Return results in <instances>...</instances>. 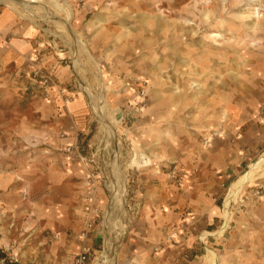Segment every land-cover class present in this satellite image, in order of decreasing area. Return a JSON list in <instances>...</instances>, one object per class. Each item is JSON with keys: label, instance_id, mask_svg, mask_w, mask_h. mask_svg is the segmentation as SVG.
Segmentation results:
<instances>
[{"label": "rangeland", "instance_id": "374dc122", "mask_svg": "<svg viewBox=\"0 0 264 264\" xmlns=\"http://www.w3.org/2000/svg\"><path fill=\"white\" fill-rule=\"evenodd\" d=\"M2 1L11 7L12 0ZM209 1L215 10L212 19L206 23L202 21L203 5L198 10L192 5L201 4L198 0H43L30 3V8L37 14L50 16L47 19L32 17L18 3L11 7L21 19L42 28L51 44L49 51L52 56L60 57V65L68 69V80L60 81L61 84L74 93L75 99L77 95L81 96L86 105L81 116L83 124L75 129L77 139L64 150L73 146L72 151L83 164L81 180L86 183V188L79 193V198L81 195L82 200L88 202L87 218L91 206H98L92 233L98 231L102 246L95 253L93 249L89 264H96L103 250V232L106 230L103 223L107 210L114 216L120 215L113 207L110 208L112 200L108 182L112 180L111 159H117L119 169L124 173L126 194L125 233L115 242L117 255L114 264H125L133 232L140 226L138 219L142 213L146 215V209H152L147 206L148 185L156 184L160 179L166 187L181 186L187 179V172L179 159L162 160L146 166L147 169L130 165L133 152L127 144L128 135L121 130L119 122L109 126L108 133H105L108 127L102 120L111 115V100L115 93L120 94L124 103L133 106V110L124 108L123 121L129 126L139 119L137 110L143 112L152 103L150 95L157 87L167 88L175 95L187 90L189 98L201 93L198 89L209 90L211 87L220 92L227 88L233 92L236 108L244 111L242 131L248 136L243 141L242 166L230 181L220 185L216 198L219 218L212 225H198L195 232L200 239L205 238L203 233L218 239L227 237L224 247L229 244V248L251 251L254 264H264V172L248 181L232 201L227 220L224 207L231 184L248 170L251 162L264 155V0ZM4 6L0 4V9ZM8 15L9 12L5 19ZM188 19L191 25L185 22ZM215 21L220 25H215ZM211 32H222L223 39L209 38ZM77 37L79 43L84 44L79 51L78 67L75 66L77 57L73 54V42ZM11 38L6 36L7 44ZM24 61V64H0V173L22 174L23 178L17 182L24 184L12 196L13 206L0 201V252L5 253L0 264H75L82 249L80 233L87 218L79 231L81 241L77 251H73L71 243L66 245L58 232H50L49 237L48 233L37 230L39 226L43 228L38 221L41 207L51 204L53 184L50 178H46L54 168L50 165V156L63 149L54 142L56 139L49 138L52 129L44 117L47 112L39 115L37 110H42L40 107H44L46 99L53 103L58 99L65 106L72 102L65 104L56 88L52 89L50 97H46L33 74L35 67L45 66L30 60V57ZM96 66L101 68L99 75L105 81L104 88L99 87ZM81 79L91 85L92 94L84 91ZM142 91L145 95H141ZM101 92L106 94L105 107L100 106ZM91 100L95 101L93 105ZM98 102L101 103L99 106ZM185 103H189L184 109L185 117L187 122H191L194 111L190 103H195V100L180 102ZM74 121L79 123L80 119L75 118ZM222 129L211 130L213 136H204V144L218 137ZM106 136L110 140L109 147L113 149L109 160L103 157L107 144L103 139ZM175 168L178 176L172 178L169 174ZM149 173L153 176L150 179L147 178ZM19 208L23 216L18 214ZM159 210L163 211V206ZM32 218L38 223L31 224ZM4 222L8 226L5 230ZM190 226L189 220L172 225L169 235L154 250L174 243ZM207 230L211 232L207 233ZM208 250L211 264L217 263V251L211 247Z\"/></svg>", "mask_w": 264, "mask_h": 264}, {"label": "crops", "instance_id": "0c3cea01", "mask_svg": "<svg viewBox=\"0 0 264 264\" xmlns=\"http://www.w3.org/2000/svg\"><path fill=\"white\" fill-rule=\"evenodd\" d=\"M0 4L5 5L0 9L3 14L8 5L2 0ZM8 11L9 15L0 27V64H24V58L30 57V60L43 64L59 81L67 82L68 69L60 65V57L52 56L49 51L51 44L45 38L42 28L21 19L15 10ZM6 36L12 37L9 44ZM198 90L201 93L189 98L187 90L175 95L169 89L155 88L150 95L152 103L143 112L137 110L139 119L129 126L123 121L124 108L133 110V106L124 103L122 99L120 101L119 93H115V98L111 100V107L116 108L115 115L121 130L128 135L127 144L131 146L134 156L136 152H142L153 160L179 159L187 172V179L181 186L166 187L160 179L156 184L148 185L150 189H146L147 197H144L148 198L147 206L153 210L146 209V215L142 213L138 219L140 226L133 232L125 264H211L208 247L217 251L218 264H254L251 251L229 248V244L224 247L227 237L218 239L203 233L205 238L200 239L195 232L198 225H212L219 218L216 198L220 185L230 181L239 171L244 156L243 141L248 139L242 131L244 111L236 108L231 90L227 88L220 92L212 87L209 90ZM80 97L77 95L67 106L58 99L55 103L46 99L44 107H40L42 110H37L39 115L47 112L44 117L52 129L49 138L56 139L54 142L63 148L50 156L52 163H49L54 168L46 178H50L53 184L51 204L46 208L41 207L38 221L45 228L39 226L37 230L48 233L49 237L50 232H58L66 245L71 243L73 251L80 248L79 231L89 209L88 202L82 200L81 195L79 198V193L86 188V183L81 180L83 164L74 151L64 150L66 146L74 144L77 139L75 129L83 124L81 116L86 111V105ZM190 99L195 100V103H190L194 113L191 122H187L184 109L189 103L183 105L180 102ZM225 112H228L224 116L226 119L223 117ZM39 117L44 120V117ZM75 118L80 119L79 123L74 121ZM218 127L223 128L221 134L205 145L206 133ZM152 177L150 173L147 175L149 179ZM19 178H23L22 174L9 171L0 173V201L6 203V206L11 203L12 196L24 187V184L17 182ZM62 191L67 192L58 193ZM138 192L143 195L142 191ZM14 204L13 201L11 205ZM162 206L164 210L160 211L159 207ZM18 214L23 216L22 210ZM32 220L31 224L38 223ZM185 220L191 222L187 231L179 235L174 243L164 244L159 246V250H154L169 235L172 225ZM7 228V222H4L3 229ZM89 241L93 253L101 249L97 230L91 234Z\"/></svg>", "mask_w": 264, "mask_h": 264}, {"label": "bare ground", "instance_id": "6f19581e", "mask_svg": "<svg viewBox=\"0 0 264 264\" xmlns=\"http://www.w3.org/2000/svg\"><path fill=\"white\" fill-rule=\"evenodd\" d=\"M42 1L43 0H12L11 7H12V5H15V4L18 3L20 5V7L22 6L23 9H24V11L27 12V13H29V14H31L32 17H35L36 16V18L38 17V18L47 19L50 16H48L45 13L43 15H42V13L37 14L35 11H33L30 8V6H31L30 3H35V2L36 3H40ZM198 1L201 2V4H198V3H194V4L191 3V4L197 10L200 9V6L201 5H203V8H202V21L204 23L209 22L210 19H212V15L214 14L215 6H212L210 4V1L209 0H198ZM11 7H10V5H8V9H11ZM8 9H5V11H4L3 14L0 13V27H2V25L4 24L6 14L9 12ZM245 17L247 18L249 16L248 15H245ZM250 18H252V16ZM153 21H154V19H153ZM185 22L188 23L189 25H191V22H190L189 19L186 20ZM149 23H151V22H149ZM214 24L215 25H220V23L217 22V21H215ZM178 26H180V25H178ZM166 30H167V28H166ZM223 35L224 34L222 32H211L209 34V38L217 41V40H219L221 38L223 39ZM238 41H239V39H238ZM254 44H255V42H254ZM81 46H84V44L83 43L82 44L79 43V40H78V37H77V39H75L74 42H73V54H75V56L77 57L75 59V66L76 67H78V55H79L80 48L82 49ZM95 70L98 73L97 81H98L99 87L100 88H102V87L104 88L105 81L99 75V72L101 71V68L100 67L98 68L96 66V69ZM81 85H82V87H83V89H84L85 92H87L88 94H92L91 93L92 87H91V85H89L87 83L86 80H84V79L82 80L81 79ZM110 86H112V85H110ZM190 87H192V86H190ZM110 89H111V87H109V90ZM102 90H104V89H102ZM111 96L113 97V94ZM100 100H101L102 104L100 102H98V106L101 104L100 106H102V107L104 106L105 107L107 105V102H106V94H104L103 92H101ZM120 101H121V99H120ZM94 102L95 101L91 100V104L92 105L94 104ZM116 104H118V103H116ZM115 112H116V108H113L112 107L111 108V111H110V114L111 115L110 116H107V118H105V120H102L103 125L108 127L107 128V131L105 130V133H108L109 126H115L116 121L118 123V120H116ZM227 113L228 112H225L223 114V117L224 116L226 117V115H228ZM104 121H106L107 124ZM157 134H158V132H157ZM206 135L207 136H213V134L211 133V130H209L206 133ZM107 138H108V136H106L105 139H103V142H107V144L105 145V147L103 149L104 150V156L103 157L106 160H109V159H111L110 157H112L111 152H112L113 149H111L109 147L110 140L107 139ZM135 146H136V144H135ZM162 160L163 159H161V158L153 160L152 157L147 156L145 153H142V152L138 153V152H136V155L135 156H132V158H130V161H131L130 162V165H138L139 167H146V166H149V165H151L153 163L158 164ZM110 161H111L110 168H111V173H112V180L110 179V181L108 182L109 189H110L111 200H112L111 201L110 208L113 207L120 215L114 216V214L113 213H110L108 210H107V213L105 214L106 216H105V220H104V223H103V225L106 227V230L103 232L104 233V247H103V250L101 251V253L99 254V256H98V258L96 260V264H114V263H116L115 262V256L117 254L115 255V250L117 249V247L115 248V246H116L115 244L117 243L116 241H118L119 238L121 239V236L123 237V235L125 233V219H124V217H125V214H126V210H124V205H125L124 204V200H125V195L126 194H125V178H124V175H123L124 173H123V171L122 172L120 171L119 166H118L119 164H117V159H111ZM263 172H264V155L262 156V158L257 159L255 161L251 162L249 164L248 170H246L244 173H242L239 176V178L237 180H235L231 184V186H230V188L228 190L227 196L225 197V200H224L226 220L228 218L227 217L228 209H229V206L232 203V201L235 198L238 197V195L242 191L243 187L248 183V181H251L252 179H255L256 177H260L263 174ZM126 185H127V183H126ZM207 233H209V232H207ZM99 237H101V236H99ZM218 262H219V258L217 256V263H215V264H218Z\"/></svg>", "mask_w": 264, "mask_h": 264}, {"label": "built area", "instance_id": "2783aa9c", "mask_svg": "<svg viewBox=\"0 0 264 264\" xmlns=\"http://www.w3.org/2000/svg\"><path fill=\"white\" fill-rule=\"evenodd\" d=\"M33 74L36 79L39 80V83L41 84L43 88V93L46 97H50L51 91L53 88H56L58 90V94L62 101L67 104L70 102H73L75 100V95H73V92H70L67 88L63 87L61 82L53 75L49 70H47L44 67H35L33 69ZM141 95H145V91H142ZM73 146L67 147V151H72ZM75 150V145H74ZM170 177L176 178L178 176V170L172 169L169 174ZM93 196V194L91 193ZM95 196L92 197L91 202L93 204ZM91 213H89V216L85 222L84 228L82 229L80 235L83 239L82 249L80 253L77 255L75 259V264H89L90 261V255L92 253V247L89 244V236L92 233V230L95 228L96 224V215L98 214V206L92 205L91 206Z\"/></svg>", "mask_w": 264, "mask_h": 264}, {"label": "trees", "instance_id": "16d2710c", "mask_svg": "<svg viewBox=\"0 0 264 264\" xmlns=\"http://www.w3.org/2000/svg\"><path fill=\"white\" fill-rule=\"evenodd\" d=\"M5 253L0 252V258L4 256Z\"/></svg>", "mask_w": 264, "mask_h": 264}]
</instances>
